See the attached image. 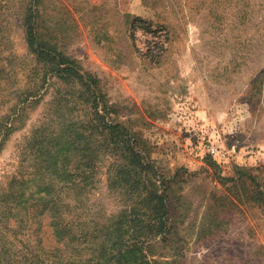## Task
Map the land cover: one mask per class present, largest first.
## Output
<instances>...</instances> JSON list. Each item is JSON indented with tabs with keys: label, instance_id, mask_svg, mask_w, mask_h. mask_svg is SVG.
<instances>
[{
	"label": "rangeland",
	"instance_id": "374dc122",
	"mask_svg": "<svg viewBox=\"0 0 264 264\" xmlns=\"http://www.w3.org/2000/svg\"><path fill=\"white\" fill-rule=\"evenodd\" d=\"M29 14L38 45L81 80L36 60ZM0 59V118L31 91L0 141V241L15 256L38 240L53 244L37 214L45 204L86 236L104 217L146 209L138 187L154 180L108 150L100 121L123 127L158 173L174 178V236L150 249L151 260L264 264V209L245 196L249 182L227 181L243 169L264 190V0H0ZM67 131L80 136L57 154ZM210 144L221 159L206 154ZM114 163L129 169L122 195L109 184Z\"/></svg>",
	"mask_w": 264,
	"mask_h": 264
},
{
	"label": "trees",
	"instance_id": "16d2710c",
	"mask_svg": "<svg viewBox=\"0 0 264 264\" xmlns=\"http://www.w3.org/2000/svg\"><path fill=\"white\" fill-rule=\"evenodd\" d=\"M30 19H32L31 14L27 16L25 21V37L28 49L35 55L36 60H53L57 66V73H69L78 76L81 80V77L69 64L64 69L60 68L64 64L61 56L58 55L59 60H57L56 57H50L49 54L42 50L37 43L34 27ZM4 71L2 59H0V78H2ZM30 93L31 91L28 89L22 91L16 103L7 107L6 114L0 118V141L10 134L12 130L11 121L22 116L25 105L29 103ZM5 118L7 122H4ZM98 122L106 133L104 134L105 141L111 147L108 150L118 152L119 157L131 166L136 175L145 173L154 180L152 182L153 188L149 190L138 187L139 191L146 190L145 197H142V201L139 203H144L146 209H134L129 212L126 209H122L115 217H104L96 229L90 231L86 236L82 235V233L78 234L80 231L75 230V227L67 221L66 212L61 211L56 203L49 201L52 204H45L46 206L42 211L37 209V214L48 219L53 244L46 249L42 246V241L38 240L37 247H35L36 249L33 252H28L27 255L18 257L14 255V252H11L8 246H5L6 242L0 241V264H169L165 261L151 260L149 255L150 249L155 244L160 242L167 243L174 236L175 228L172 223V213L167 192L170 190V185L174 178L167 180L158 173V170L146 155H143L140 150L131 145L130 139L132 137L123 127L118 124L108 125L107 123ZM79 136L77 133L67 131L59 142V146L62 147L58 150L56 149V153L59 154L69 150L71 145L74 146L73 142ZM96 152L100 154V150H96ZM51 160H53V157H50L49 161ZM205 160L208 162L206 165L214 170L215 173L219 171L214 162L208 161L209 159ZM111 168L112 177L109 184L111 187L113 185L118 186L121 188L120 194H125L127 192L125 183H128L127 176L129 173L127 170L129 169L125 165L119 166L115 165V163L111 165ZM227 181L239 184L249 182L254 188L249 195L245 196L248 200L259 204L264 209V190L258 186L255 179L248 172L243 169H237L236 177ZM67 182V184L77 186L74 181L67 180ZM109 184L108 187H110ZM9 185L11 184L9 183L8 187H6V192H9ZM47 189L45 187L44 190ZM13 216L14 213L9 211L6 218L4 216L2 218L9 221ZM11 244L8 243L7 245L11 247ZM83 244L84 248H81ZM82 252H85L87 256L84 260L77 258Z\"/></svg>",
	"mask_w": 264,
	"mask_h": 264
},
{
	"label": "built area",
	"instance_id": "2783aa9c",
	"mask_svg": "<svg viewBox=\"0 0 264 264\" xmlns=\"http://www.w3.org/2000/svg\"><path fill=\"white\" fill-rule=\"evenodd\" d=\"M206 154L210 155L214 159H221L220 157H223V155L219 151V147L215 144H210L205 148Z\"/></svg>",
	"mask_w": 264,
	"mask_h": 264
}]
</instances>
